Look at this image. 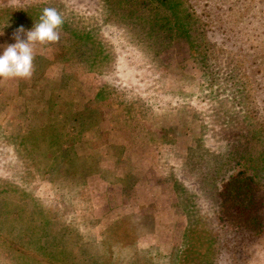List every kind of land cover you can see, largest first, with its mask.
<instances>
[{"label":"rangeland","instance_id":"rangeland-1","mask_svg":"<svg viewBox=\"0 0 264 264\" xmlns=\"http://www.w3.org/2000/svg\"><path fill=\"white\" fill-rule=\"evenodd\" d=\"M151 1L0 0V53L44 8L65 20L59 43L35 45L30 79H0V264H264V225H235L220 195L245 165L264 182L262 159L247 162L264 159V71L208 95L187 38L151 23L163 17ZM220 7L184 3L193 19L207 10L206 29L227 21L264 40V18L256 31ZM206 45L248 68L232 42Z\"/></svg>","mask_w":264,"mask_h":264},{"label":"trees","instance_id":"trees-1","mask_svg":"<svg viewBox=\"0 0 264 264\" xmlns=\"http://www.w3.org/2000/svg\"><path fill=\"white\" fill-rule=\"evenodd\" d=\"M181 1L185 3V0ZM213 1L218 5V8L222 3H228L232 10L240 13V17L247 20V25L252 26L253 30L257 31L258 29L254 26L259 27L258 25H262L259 19L264 18V0H212V2ZM151 2H155V4H157L156 7H158L163 14V17H157L154 19L152 18L151 23L156 24L163 21L161 24V29L163 31H166L167 21L171 22L170 30H168L173 31V27L175 29L178 28V32L183 33V35L187 38L188 43L192 47V56L196 57L198 65L201 68V73L205 81V88H207L208 90V95H211L217 99V95H220L224 91V89L231 90L233 92V89L237 88V92H241L243 89L242 84L245 83L242 81L243 74L240 73L241 71H249L251 78H255V74L259 77V75L264 71V40L263 38H259L257 34L249 36L248 39H244L241 36L240 31H238L239 29L234 26H228L227 21H223V24H218L217 27L213 29H206L207 27L205 24L208 25V22L205 20V18L207 19L210 16L207 10L204 13L197 14L195 19H193L192 11H189L188 9L185 10L184 3L182 2L175 1V4L172 0H152ZM179 5H182L185 11L184 24L181 26L175 23L174 17V10ZM249 5H251L253 8ZM219 9L221 10L222 7H220ZM136 12L137 11L134 10V13ZM202 17H204L205 22L203 21ZM255 20L256 22H254V24L252 25V22ZM191 21L197 23V25L201 28V32L199 33L201 34L202 39L198 34H196L197 30L195 29L196 33H194V31L192 30L193 28L188 25ZM140 24L148 25L146 22L140 21L139 19V21L135 23L136 30H138V26ZM226 27H229V29H226ZM209 30H211V32H209ZM259 32L260 36L264 34L263 29L259 30ZM212 36H218L222 40V44L224 46L230 45L232 42L231 47L237 49L236 52H241V54L243 55V59H245L246 63H248V68L245 69V65L241 62V59H237L236 57H234L237 55L232 52V50H230V52H227L226 55L228 57H225L224 55V60H222L221 57H218L217 54L213 51L210 52L209 47L206 44L208 42V39H211ZM198 41H200L199 44ZM248 41L251 42L247 43ZM95 60L96 57L93 58L94 63ZM152 62L154 64L156 63L153 59ZM144 65L148 67L147 71L151 70V62H142L143 68ZM256 65H258V69L255 68ZM253 67L254 71H251V68ZM139 69L141 70V66H139L138 69L137 66L134 68V70L137 72L139 71ZM259 78L260 80L257 78L256 80L258 81V85L263 88L264 82L261 80V77ZM245 97L247 99V96ZM28 98L33 101L34 95ZM236 100L237 97L234 99V101ZM220 102L221 104H226L227 101L221 99ZM59 144L62 145L61 142H59ZM249 159L256 163L253 165V167H255L257 171V165L262 164L261 159L262 162H264V159L262 157L255 159L253 156L248 155L247 162H249ZM243 164V162L239 161L237 163V166H242ZM249 169L250 168H248L246 165L244 168H241V170L237 174H235V176H233L228 181V183H226L220 195L222 197V207L225 208L226 211L230 210L232 213L231 216H233V218L230 219V221H234L235 225L241 226L245 229L259 230L260 227H263L264 225V216L262 214V208L264 206V182L263 179H261V176H259L260 172L259 174L256 173L255 176L252 175L253 172H250ZM2 175L3 174L0 173V177H2ZM63 212L64 209H62V215ZM254 222L257 226L254 225ZM84 235L86 238H81L82 245L86 244L90 239V245L96 249L97 243L94 241L98 239L96 237L90 238L87 233H85ZM92 239L94 241H92Z\"/></svg>","mask_w":264,"mask_h":264},{"label":"clouds","instance_id":"clouds-1","mask_svg":"<svg viewBox=\"0 0 264 264\" xmlns=\"http://www.w3.org/2000/svg\"><path fill=\"white\" fill-rule=\"evenodd\" d=\"M64 22L56 8L46 7L31 30L26 31L23 25L15 29V43L8 44L0 53V79H30L35 71V45L59 43ZM21 34H26V39Z\"/></svg>","mask_w":264,"mask_h":264}]
</instances>
